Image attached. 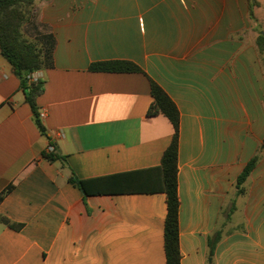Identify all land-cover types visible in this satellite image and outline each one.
Here are the masks:
<instances>
[{"label":"crops","instance_id":"0c3cea01","mask_svg":"<svg viewBox=\"0 0 264 264\" xmlns=\"http://www.w3.org/2000/svg\"><path fill=\"white\" fill-rule=\"evenodd\" d=\"M24 33L51 57L45 133L0 54V214L22 225L0 221V264H166L167 197L148 189L174 129L148 117L151 80L180 111L181 264H264V0H37ZM109 61L142 72L90 69Z\"/></svg>","mask_w":264,"mask_h":264},{"label":"trees","instance_id":"16d2710c","mask_svg":"<svg viewBox=\"0 0 264 264\" xmlns=\"http://www.w3.org/2000/svg\"><path fill=\"white\" fill-rule=\"evenodd\" d=\"M36 1L0 0V54L11 64L15 75L20 79L21 85L26 92V100L32 107L41 131L45 133V127L41 122L37 104V99L44 90L43 81L30 82L29 76L49 65L51 57L39 42L27 38L24 33V27L31 23L35 17ZM250 12L253 15L252 7ZM258 46L260 51H264V36L258 38ZM90 69L94 72H142L139 66L129 61L94 63ZM151 92L153 103L148 110V117L165 116L171 122L174 133L170 145L162 156L161 165L154 169L160 172V185L154 190L148 189V192H162L166 194L167 216L164 228L166 264H181L180 198L178 194L180 111L166 91L153 80H151ZM44 157L49 161L60 160L64 163L66 162V157L59 155L56 151L52 153L45 152ZM259 160V154L254 156L238 177L237 189L239 194L245 192L244 184ZM98 181L82 180L74 173L69 177V182L77 186L86 195L92 194L89 187ZM12 187L0 195V202ZM95 192L101 193L98 190ZM0 221L15 230L22 228V225L12 222L8 217L1 214ZM220 237V233L218 232L216 237L210 240L211 256L214 254V247Z\"/></svg>","mask_w":264,"mask_h":264},{"label":"built area","instance_id":"2783aa9c","mask_svg":"<svg viewBox=\"0 0 264 264\" xmlns=\"http://www.w3.org/2000/svg\"><path fill=\"white\" fill-rule=\"evenodd\" d=\"M29 80L30 82H38L40 80H42V73L41 71H36L34 73H32L30 76H29ZM46 117V111H41L40 112V118L41 119H44ZM56 151V148L53 144L49 145L48 148H47V152L49 153H52V152H55Z\"/></svg>","mask_w":264,"mask_h":264}]
</instances>
